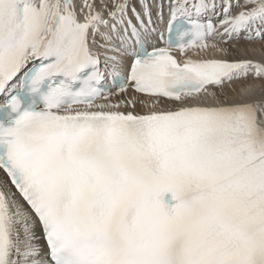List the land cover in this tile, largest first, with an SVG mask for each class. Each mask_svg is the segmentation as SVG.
<instances>
[{"label": "snow or ice", "instance_id": "1", "mask_svg": "<svg viewBox=\"0 0 264 264\" xmlns=\"http://www.w3.org/2000/svg\"><path fill=\"white\" fill-rule=\"evenodd\" d=\"M0 172V264H264V0H0Z\"/></svg>", "mask_w": 264, "mask_h": 264}, {"label": "bare ground", "instance_id": "2", "mask_svg": "<svg viewBox=\"0 0 264 264\" xmlns=\"http://www.w3.org/2000/svg\"><path fill=\"white\" fill-rule=\"evenodd\" d=\"M165 18H167V12H165ZM163 27V25H161V28ZM243 85H240L239 83L234 85V87L236 88L237 92L240 90V88L242 87ZM231 95H235V93H230ZM139 108V106H138Z\"/></svg>", "mask_w": 264, "mask_h": 264}]
</instances>
